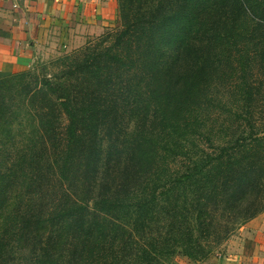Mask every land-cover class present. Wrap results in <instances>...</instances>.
Listing matches in <instances>:
<instances>
[{
  "label": "trees",
  "instance_id": "obj_1",
  "mask_svg": "<svg viewBox=\"0 0 264 264\" xmlns=\"http://www.w3.org/2000/svg\"><path fill=\"white\" fill-rule=\"evenodd\" d=\"M117 2L111 41L0 78V264L196 258L264 211V0Z\"/></svg>",
  "mask_w": 264,
  "mask_h": 264
},
{
  "label": "crops",
  "instance_id": "obj_2",
  "mask_svg": "<svg viewBox=\"0 0 264 264\" xmlns=\"http://www.w3.org/2000/svg\"><path fill=\"white\" fill-rule=\"evenodd\" d=\"M116 1L0 0V78L28 69L40 57L41 43L48 42L56 26L67 25L77 8L95 22L97 16L104 18L107 4L116 6ZM93 10H100L101 14L96 15ZM244 229L256 232L257 238L229 245L223 254L191 264H264V211L249 220Z\"/></svg>",
  "mask_w": 264,
  "mask_h": 264
},
{
  "label": "rangeland",
  "instance_id": "obj_3",
  "mask_svg": "<svg viewBox=\"0 0 264 264\" xmlns=\"http://www.w3.org/2000/svg\"><path fill=\"white\" fill-rule=\"evenodd\" d=\"M115 4L116 6L112 4H107L104 18L101 19L100 16H97L98 18L97 20L95 19V22L89 20V18L86 17V13L83 9L77 8V10L73 11L74 16L68 20L67 25L56 26L55 32L52 34L48 42L41 43L42 47L39 52L40 57L35 59L28 67V69H26L24 72H21V74L23 75L22 81H24V83L27 82L28 85L30 84L34 86L43 79L44 75H47V77H49L55 75L56 73H60V71L64 67V64H62L61 59H63L67 55H72L75 51L84 47L87 42L97 40L99 37L104 36L108 33L111 36H109L108 42L111 41L113 38V34L120 28V21L118 16V2L116 1ZM108 8H110L109 12H107ZM90 11H92V9L89 10V12ZM95 14H101V11H95ZM16 81V79L12 81V89L4 91L5 102H12L16 97L15 91L13 90L16 88L19 89L22 85L21 82ZM15 83L17 86L15 85ZM261 111L262 113L258 114L256 110L253 122L258 133L256 135L264 137V107L261 108ZM241 113L243 115V110L241 111ZM228 117H230V115L225 116L227 120ZM232 117L235 116L233 115ZM65 124L66 119L63 116L59 122V129H61V131L63 130ZM240 126L241 129L242 127H244V134H247L248 128L246 127L244 121H242ZM130 129H132V122L130 123ZM230 133L231 131L227 132L225 130H222V132L220 133V140L222 141V139L224 138L223 141H226L227 138L225 137H230ZM212 136V134L209 135V137ZM218 140L219 138H217V140L216 138H213L211 142H208L209 140H207L204 135H199V137H197L195 140V149L197 155L199 156V153L203 151L212 152L213 149H215L214 146L217 144L216 141ZM107 146L108 144L106 142L103 143V148L105 150L107 149ZM187 147L188 145L185 146V148ZM182 160L186 164V160L183 158ZM184 168L185 167L183 166L180 168V170H183ZM126 213L127 212H125L124 209L119 212L122 221L125 219L124 217ZM246 223L239 225L231 233L228 239H226L219 245L213 246L210 252L205 256H196V258H192L191 256L185 254L186 250H184L182 246L175 247L174 245L171 248L172 252H169V254L162 255L158 264H191L193 262L196 263L206 260L212 255H218L220 253L223 254L224 249L227 248L229 245L236 246L244 241H253L257 238L258 234L250 229H247L246 231V229H244ZM208 245H211V242L205 243V246Z\"/></svg>",
  "mask_w": 264,
  "mask_h": 264
}]
</instances>
